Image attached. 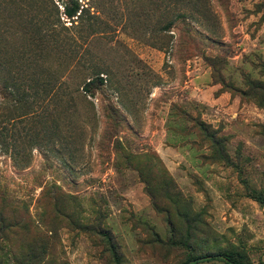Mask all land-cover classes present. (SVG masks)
Wrapping results in <instances>:
<instances>
[{
    "label": "rangeland",
    "instance_id": "374dc122",
    "mask_svg": "<svg viewBox=\"0 0 264 264\" xmlns=\"http://www.w3.org/2000/svg\"><path fill=\"white\" fill-rule=\"evenodd\" d=\"M221 252L264 264V0H0V264Z\"/></svg>",
    "mask_w": 264,
    "mask_h": 264
},
{
    "label": "trees",
    "instance_id": "16d2710c",
    "mask_svg": "<svg viewBox=\"0 0 264 264\" xmlns=\"http://www.w3.org/2000/svg\"><path fill=\"white\" fill-rule=\"evenodd\" d=\"M79 13V15H78ZM82 9L81 5L78 2H75V5L73 7L66 6L64 9V15L66 19L72 20L73 18L79 19L80 16H82ZM98 83L100 85L103 84L104 80L102 78H97ZM91 85H94V80L90 81L86 86L84 91L87 93L89 92V88ZM213 261H220L225 264H243L236 260L234 257H232L230 254L226 252L221 253H208L205 255L192 257L189 260L185 262V264H200V263H207V262H213Z\"/></svg>",
    "mask_w": 264,
    "mask_h": 264
}]
</instances>
